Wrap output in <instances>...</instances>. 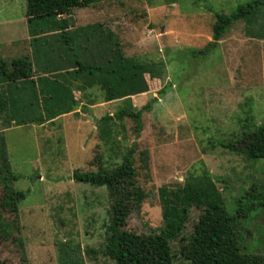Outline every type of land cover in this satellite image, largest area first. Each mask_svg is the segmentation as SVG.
<instances>
[{"label": "rangeland", "instance_id": "obj_1", "mask_svg": "<svg viewBox=\"0 0 264 264\" xmlns=\"http://www.w3.org/2000/svg\"><path fill=\"white\" fill-rule=\"evenodd\" d=\"M252 1L98 0L72 10L69 31L80 35L82 61L104 59L102 45L110 31L127 58L162 70L145 74V93L104 104L97 113L102 119L121 108L135 112L151 104L142 114L140 132L130 118L96 119L80 123L79 129L74 124L64 127L59 119L19 128L1 110L0 171L19 177L7 185L26 198L18 205L19 231L14 235L23 247L11 240L1 243L0 264H60L61 252L70 248L84 264H115L102 253L111 235L109 193L72 176L74 171H111L132 149L135 184L143 200L131 213L126 231L162 234L163 210L172 192L215 191L231 215L239 206L250 207L236 230L242 257L245 264H264V207L259 205L264 203V161H251L218 145L239 142L248 132L249 115L253 129L264 126V7L254 23H234L207 56L194 53L212 41L217 15ZM26 7L27 0H0V57L10 66L28 57L39 72L42 67L35 64L41 62L34 55L38 42L30 39ZM93 25L100 26V37L97 32L81 37ZM40 29L35 28L36 39L52 38L53 33ZM82 85L78 81L73 87L78 104L105 103L97 88L78 94L76 88ZM8 92L0 81V97L7 99ZM14 94L20 99L25 93L14 89ZM84 140L90 143L87 149ZM5 176L0 173V201ZM199 215L191 208L180 238L167 241L166 264H185L179 240L192 233ZM13 217L0 208V218L12 222Z\"/></svg>", "mask_w": 264, "mask_h": 264}, {"label": "trees", "instance_id": "obj_2", "mask_svg": "<svg viewBox=\"0 0 264 264\" xmlns=\"http://www.w3.org/2000/svg\"><path fill=\"white\" fill-rule=\"evenodd\" d=\"M97 1L27 0L26 18L31 41L38 42L34 55L41 62L35 66L42 67L41 72L34 69L28 57L14 60L11 66L0 57L1 83L10 88L15 86L25 93L20 99L0 97V110H7L17 126L44 125L78 109V101L73 95L74 84L78 81H83V85L76 88L81 93L97 88L102 93L104 102L129 101L132 96L147 91L145 74L162 70H157L153 64L127 58L110 31L106 32L104 46L101 44L103 40L96 37L97 42L102 45L104 59L93 64L80 59L77 46L80 35L69 31V17L72 10L87 8ZM261 7H264V0H253L228 15H217L212 29V41L204 49L194 53L201 57L210 54L234 23H254ZM37 26L41 27L39 32L53 33L50 36L52 38L49 40L44 37L43 41L40 37L36 39ZM82 31L86 32L81 36L84 38L92 37L96 32L98 37L101 34L98 25L87 26ZM150 107L151 104H147L135 112L121 108L116 114L100 119V122L130 118L135 121L136 129L140 132L142 114L149 111ZM247 120L248 132L239 142L218 145L243 154L251 161H264V126L253 129L250 115ZM134 153V149L130 150L122 163L111 171H74L72 176L78 183L105 187L109 193L111 235L107 237V244L102 251L104 256L115 264H166L167 241H177L180 238L190 209L196 208L200 215L193 225L192 233L179 240L180 259L185 264H245L236 230L241 224L240 219H246L251 209L246 205L239 206L235 214L231 215L215 191L172 192V199L166 200L163 210L166 229L162 234L144 235L126 231L131 213L143 200L135 184ZM3 171L6 176L2 179L5 186L0 208L5 212L9 211L14 220L8 222L0 218V244L11 240L22 248L21 240L14 235L19 231L16 218L18 205L25 200L26 193H15L7 183L9 179L16 181L19 177L11 176L3 169L0 173ZM259 205L264 207L262 202ZM75 252L74 248H70V251L63 250L59 256L60 264H84Z\"/></svg>", "mask_w": 264, "mask_h": 264}, {"label": "crops", "instance_id": "obj_3", "mask_svg": "<svg viewBox=\"0 0 264 264\" xmlns=\"http://www.w3.org/2000/svg\"><path fill=\"white\" fill-rule=\"evenodd\" d=\"M30 39H31V36H30ZM16 60V59H15ZM41 72V71H40ZM38 75V73L36 74V76ZM36 78V77H35ZM3 84V83H2ZM5 85V84H4ZM7 87V85H5ZM7 89L9 90L8 92V98H14V99H17L16 95L14 94V89H16V87H7ZM12 90V91H11ZM79 92V91H78ZM80 94V92L78 93ZM82 94V93H81ZM73 95H74V98L75 100L78 101V99H80V96L79 97H75V93L73 92ZM15 96V97H13ZM7 98V99H8ZM110 104L111 102H105V103H94V102H91L88 104L86 103H81V104H78V109L74 110L73 112L71 113H68V114H65V115H62L56 119H54L53 121H56V120H62L64 122V127H67L68 124L70 125H75L74 128L76 129H79L78 128V125L80 126L81 124L80 123H89L91 121H94L96 119H101V118H98L97 116V113L99 111H101V107L102 105L104 104ZM84 107V110L82 109ZM5 111V110H3ZM0 113H2V111L0 110ZM5 113L7 114V111H5ZM9 113V112H8ZM5 115V114H4ZM9 118L12 121V118H11V114L9 113ZM112 116V115H110ZM22 127V126H19V128ZM6 128H3L2 130H4ZM12 129V128H11ZM8 131V130H7ZM9 131H10V128H9ZM79 133V132H78ZM90 143L87 141V140H84V143H83V146L85 149H87L89 147Z\"/></svg>", "mask_w": 264, "mask_h": 264}]
</instances>
